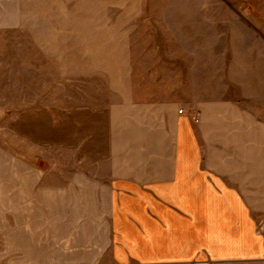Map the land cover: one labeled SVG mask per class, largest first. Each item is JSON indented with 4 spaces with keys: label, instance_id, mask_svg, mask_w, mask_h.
<instances>
[{
    "label": "crops",
    "instance_id": "0c3cea01",
    "mask_svg": "<svg viewBox=\"0 0 264 264\" xmlns=\"http://www.w3.org/2000/svg\"><path fill=\"white\" fill-rule=\"evenodd\" d=\"M49 2L0 0V264H264V118L232 93L264 81V41L147 44L140 99L74 106L59 169L64 134L27 101L48 98Z\"/></svg>",
    "mask_w": 264,
    "mask_h": 264
},
{
    "label": "rangeland",
    "instance_id": "374dc122",
    "mask_svg": "<svg viewBox=\"0 0 264 264\" xmlns=\"http://www.w3.org/2000/svg\"><path fill=\"white\" fill-rule=\"evenodd\" d=\"M42 6L54 14L53 26L59 33L42 36L49 48L48 66L42 68L48 98L27 101L48 103L50 121L58 124L59 137L64 134L59 169L65 170L73 169L74 106L103 107L140 99L137 60L147 44L156 43L163 58L179 55L185 44L202 39L216 43L217 31L225 32V43L233 41V34H242L258 51L264 41V0H50ZM36 70L40 74L41 68ZM237 85L232 93L255 95L243 101L264 118V81L249 84L248 91ZM46 166L58 169L55 162Z\"/></svg>",
    "mask_w": 264,
    "mask_h": 264
}]
</instances>
